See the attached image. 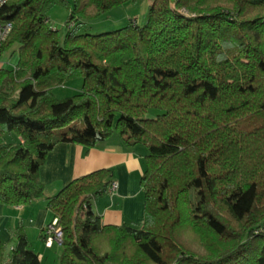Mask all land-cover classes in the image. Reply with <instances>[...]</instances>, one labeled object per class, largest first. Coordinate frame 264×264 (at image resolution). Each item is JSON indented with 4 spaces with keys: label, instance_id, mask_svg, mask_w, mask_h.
Returning a JSON list of instances; mask_svg holds the SVG:
<instances>
[{
    "label": "trees",
    "instance_id": "16d2710c",
    "mask_svg": "<svg viewBox=\"0 0 264 264\" xmlns=\"http://www.w3.org/2000/svg\"><path fill=\"white\" fill-rule=\"evenodd\" d=\"M55 1L0 8L12 23L0 55H17L0 68V204L46 200L58 264H264V0H149L142 23L98 33L80 27L136 0H59L62 38L46 13ZM73 79L78 92L56 98ZM115 133L147 149L140 228L92 210L110 169L51 196L39 179L57 143L90 148ZM13 237L0 264H40L21 226Z\"/></svg>",
    "mask_w": 264,
    "mask_h": 264
},
{
    "label": "crops",
    "instance_id": "0c3cea01",
    "mask_svg": "<svg viewBox=\"0 0 264 264\" xmlns=\"http://www.w3.org/2000/svg\"><path fill=\"white\" fill-rule=\"evenodd\" d=\"M146 154L147 149L143 145L127 146L117 135H112L90 148L59 142L48 152L40 166L39 179L44 185L45 196H51L75 178L96 169H110V181H115L116 188L112 193L105 192L104 195L94 198L91 202L92 210L100 216L103 224H127L140 228L144 220V196L139 179L144 171ZM51 219L52 214L47 209L44 198L35 199L25 205L0 204V240L5 247H11L14 241L13 232L21 226L29 248L38 254L42 264L44 260H48L43 253L55 244L51 247L43 244L42 228ZM38 240L42 241V249L37 245V248L33 247V242ZM58 256L59 253L57 259Z\"/></svg>",
    "mask_w": 264,
    "mask_h": 264
},
{
    "label": "rangeland",
    "instance_id": "374dc122",
    "mask_svg": "<svg viewBox=\"0 0 264 264\" xmlns=\"http://www.w3.org/2000/svg\"><path fill=\"white\" fill-rule=\"evenodd\" d=\"M148 4L149 0L127 1L121 5L113 7L112 9L106 11L94 20L88 21L87 23L84 22V24H82L84 26L80 27V30L86 31L88 33H98L122 27L126 25L129 21H133L134 23L140 24L146 18ZM46 13L49 20V24L52 27L59 29V36L62 38L63 34H65L66 32L64 22L70 13V9L59 0H56L54 3L48 5ZM74 24L75 23L72 22L70 24V27H74ZM16 59V54L11 55L10 52L2 53L0 55V68H12ZM75 81L77 80H68L62 85L53 87L52 92L55 97L58 99H62L78 92V90L80 89V82ZM151 114L152 112L149 115ZM115 135H117V133L113 134V136ZM37 242H33V247L35 246V248H37V245L38 248L42 249L44 241L43 244L42 241H39L38 243ZM10 248L11 247L6 246L5 253L10 251ZM60 252V244L55 243L53 248L48 249L45 253H43V255H47L48 260H44L42 264H58L57 254H60Z\"/></svg>",
    "mask_w": 264,
    "mask_h": 264
},
{
    "label": "built area",
    "instance_id": "2783aa9c",
    "mask_svg": "<svg viewBox=\"0 0 264 264\" xmlns=\"http://www.w3.org/2000/svg\"><path fill=\"white\" fill-rule=\"evenodd\" d=\"M7 0H0V8ZM12 29V23L10 21L0 20V47L7 38ZM116 188L115 181H110L106 187V193H112ZM42 237L44 238V244L46 247H51L53 243L60 244L61 242V230L58 226L57 218L53 217L42 228Z\"/></svg>",
    "mask_w": 264,
    "mask_h": 264
},
{
    "label": "clouds",
    "instance_id": "9594fccd",
    "mask_svg": "<svg viewBox=\"0 0 264 264\" xmlns=\"http://www.w3.org/2000/svg\"><path fill=\"white\" fill-rule=\"evenodd\" d=\"M217 59H218V60H222L223 57H222V56H218Z\"/></svg>",
    "mask_w": 264,
    "mask_h": 264
}]
</instances>
